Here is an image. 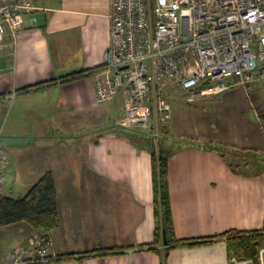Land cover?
Returning a JSON list of instances; mask_svg holds the SVG:
<instances>
[{"label":"crops","instance_id":"crops-1","mask_svg":"<svg viewBox=\"0 0 264 264\" xmlns=\"http://www.w3.org/2000/svg\"><path fill=\"white\" fill-rule=\"evenodd\" d=\"M33 2L37 10L25 16L15 44L8 40L0 50V115L10 106L0 134L7 179H22L25 194L45 173L54 175L60 225L50 234L64 259L48 264H230L226 240L170 250L164 238L155 243L152 150L118 125L121 94L109 107L96 101L110 44V0ZM216 104L229 132L214 135L201 121L196 133L182 136L185 143L164 151L175 237L190 244L264 227L263 171L238 170L263 165L262 120L255 125L233 105ZM86 127L105 130L73 146L57 139ZM218 144L234 151L223 157ZM36 232L27 222L0 227V260Z\"/></svg>","mask_w":264,"mask_h":264},{"label":"built area","instance_id":"built-area-1","mask_svg":"<svg viewBox=\"0 0 264 264\" xmlns=\"http://www.w3.org/2000/svg\"><path fill=\"white\" fill-rule=\"evenodd\" d=\"M33 0H0V50L14 45ZM110 44L103 76L95 81L98 104L121 94L125 114L118 125L152 131L170 120L164 92L172 85L193 98L235 86L248 93L264 63V0H110ZM9 158L0 134V194ZM64 259L50 232H36L0 264H48ZM264 264V246L258 255ZM231 264H255L252 260Z\"/></svg>","mask_w":264,"mask_h":264},{"label":"trees","instance_id":"trees-1","mask_svg":"<svg viewBox=\"0 0 264 264\" xmlns=\"http://www.w3.org/2000/svg\"><path fill=\"white\" fill-rule=\"evenodd\" d=\"M132 131L150 134L142 130ZM160 143L157 151L152 150L154 210L157 220L155 243H159V240L164 238L168 242L165 246L170 250V247H196L218 240H226L230 262L252 260L259 264V249L264 246V227L251 232L230 230L196 244H190L187 240H179L175 237L169 186V159L164 154ZM217 147L223 152V157L229 151H234V148L230 149L221 144ZM19 222H27L37 232H50L59 227L57 189L51 171L45 173L22 198L16 199L0 194V227Z\"/></svg>","mask_w":264,"mask_h":264},{"label":"rangeland","instance_id":"rangeland-1","mask_svg":"<svg viewBox=\"0 0 264 264\" xmlns=\"http://www.w3.org/2000/svg\"><path fill=\"white\" fill-rule=\"evenodd\" d=\"M164 98L169 101L171 105V116L170 120L165 124L158 125V139L156 140L152 135L154 133L152 131H147L151 135H147L144 132L135 133L139 134V143L141 147L147 149H155L158 150L159 143L163 151L167 149H174L177 147L176 145L179 143H185L183 139V135L185 134H193L198 131L199 128L203 127L205 123L201 121H206L209 123L210 127L213 128L214 135L218 133H225L230 131L229 124L223 123L225 120L222 119L221 115L216 112L218 102L222 101L224 105H233L236 109H240V114H243V118L252 122L255 125L260 124L259 120H262L264 127V63L261 64L260 68L255 73V82H253L246 92V89L242 86H235L230 90L226 91L224 94L217 95H209L203 96L200 98H193V95L190 93H186L182 91L178 86L172 85L164 92ZM231 103V104H230ZM221 104V103H220ZM111 104H103L104 106L109 107ZM7 110L4 114L0 115V126L4 124L7 119V115L10 109V106L7 105ZM199 118V124L194 123V121L190 118ZM260 118V119H259ZM238 128L235 130L237 132H241L243 127L237 125ZM87 129H81L78 133L74 134V136L66 135L58 137L60 138V143L62 145H75L76 141H78L79 137L90 138L94 137L97 133L99 134L103 130L102 128H94V127H86ZM120 132V131H119ZM130 132V131H127ZM135 132V131H133ZM168 135V140L164 138V135ZM241 134V133H240ZM166 137V138H167ZM264 137V130H263ZM3 136V141H4ZM7 140L5 143H7ZM12 141L16 144L24 145L26 143L25 140L21 139H12ZM183 141V142H182ZM217 144V143H216ZM235 153L239 154L237 150ZM227 155V154H226ZM228 157V155H227ZM239 163L240 160L238 161ZM256 167V166H255ZM251 167L248 168L246 165L241 166V168L237 169L241 171V173H259V171H263V180H264V155H263V165H258L256 168ZM7 188V190H6ZM24 181L22 179L16 178V176L8 177L7 183L5 186V193L9 197L13 198H22L26 194ZM262 247H260L259 252ZM259 255V254H258ZM239 261V260H237ZM231 264V262H230ZM256 264V263H255Z\"/></svg>","mask_w":264,"mask_h":264},{"label":"water","instance_id":"water-1","mask_svg":"<svg viewBox=\"0 0 264 264\" xmlns=\"http://www.w3.org/2000/svg\"><path fill=\"white\" fill-rule=\"evenodd\" d=\"M164 244H165V245H168V242H167L166 240H164Z\"/></svg>","mask_w":264,"mask_h":264}]
</instances>
